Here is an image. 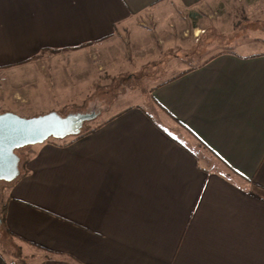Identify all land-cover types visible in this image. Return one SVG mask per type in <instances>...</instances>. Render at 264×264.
<instances>
[{"label":"crops","instance_id":"0c3cea01","mask_svg":"<svg viewBox=\"0 0 264 264\" xmlns=\"http://www.w3.org/2000/svg\"><path fill=\"white\" fill-rule=\"evenodd\" d=\"M102 74L153 85L28 147L0 264H264V0H0V114Z\"/></svg>","mask_w":264,"mask_h":264},{"label":"water","instance_id":"95a60500","mask_svg":"<svg viewBox=\"0 0 264 264\" xmlns=\"http://www.w3.org/2000/svg\"><path fill=\"white\" fill-rule=\"evenodd\" d=\"M96 112L61 116L50 112L38 117H21L15 113L0 114V182L12 183L20 176L23 148L42 144L49 139L62 140L82 133L85 122L94 120ZM2 218L0 214V224Z\"/></svg>","mask_w":264,"mask_h":264},{"label":"rangeland","instance_id":"374dc122","mask_svg":"<svg viewBox=\"0 0 264 264\" xmlns=\"http://www.w3.org/2000/svg\"><path fill=\"white\" fill-rule=\"evenodd\" d=\"M105 76L102 74L97 80L95 84V93H94V98L90 96L89 100H79L78 102H73L77 104H71L72 99L69 100V106H65V108H61V106H58L57 110H52L54 112H57L61 116H66L71 113H92L96 112L97 114H101L104 111V108H109L108 113H114L116 110L123 109L127 105H132V104H142L145 102L144 98V92H148V86H152L153 83L151 82H146L144 80H141L139 77H134L131 79L127 78H120V76ZM22 79V78H20ZM23 81V79H22ZM25 83H21V85H24ZM44 89H51L55 90L58 86H60L58 83H56L54 80L53 82H50L49 80L47 83L42 84ZM136 87V88H135ZM138 87V88H137ZM133 88V89H132ZM73 90L72 85L68 90ZM136 89V90H135ZM45 90V91H46ZM130 90V91H129ZM134 90V91H131ZM55 92V91H52ZM72 93L69 96H72L74 92L70 91ZM84 101V102H83ZM42 103L44 101L42 100ZM56 103V100H55ZM49 105V100H46V105ZM6 105H13V101L10 99L8 95L4 96V93L0 90V108H4ZM34 109H44L48 106L40 105L38 103H34L32 105ZM151 105L149 104L147 108L151 111L150 109ZM43 111V114H33L30 116H22L21 117H27V118H32V117H38L41 115H45L46 113H49L48 110L46 112ZM12 113V112H11ZM107 113V112H106ZM102 114L98 119H94L91 121H87L84 123L82 130L85 132L88 128L94 126L98 121L102 120L103 118L107 117L108 115ZM18 115V114H17ZM51 140H55L54 138ZM29 151L30 148L26 147L21 150L17 151V154L20 156L21 161H20V171L23 169V163L29 156ZM11 183H6V182H0V208H1V199L2 196L4 195L7 186Z\"/></svg>","mask_w":264,"mask_h":264},{"label":"trees","instance_id":"16d2710c","mask_svg":"<svg viewBox=\"0 0 264 264\" xmlns=\"http://www.w3.org/2000/svg\"><path fill=\"white\" fill-rule=\"evenodd\" d=\"M83 132L84 131L82 130V133ZM82 133L80 135L76 136V137L77 138L80 137L82 135ZM20 175H21V173H20ZM0 214H1V218H2V224L0 225V228H2V226L4 225V222H5V216H4V211L1 208H0Z\"/></svg>","mask_w":264,"mask_h":264}]
</instances>
